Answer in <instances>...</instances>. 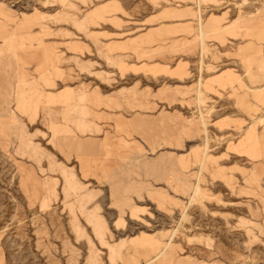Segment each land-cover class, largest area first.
Masks as SVG:
<instances>
[{"label":"rangeland","instance_id":"rangeland-1","mask_svg":"<svg viewBox=\"0 0 264 264\" xmlns=\"http://www.w3.org/2000/svg\"><path fill=\"white\" fill-rule=\"evenodd\" d=\"M0 264H264V0H0Z\"/></svg>","mask_w":264,"mask_h":264},{"label":"bare ground","instance_id":"bare-ground-1","mask_svg":"<svg viewBox=\"0 0 264 264\" xmlns=\"http://www.w3.org/2000/svg\"><path fill=\"white\" fill-rule=\"evenodd\" d=\"M200 84V83H199ZM198 89V88H197ZM202 198V197H201ZM189 204V203H188Z\"/></svg>","mask_w":264,"mask_h":264}]
</instances>
